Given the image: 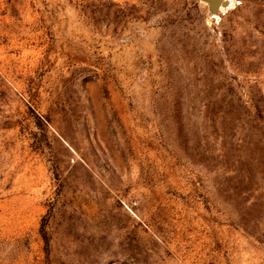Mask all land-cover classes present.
I'll return each instance as SVG.
<instances>
[{"label":"rangeland","instance_id":"374dc122","mask_svg":"<svg viewBox=\"0 0 264 264\" xmlns=\"http://www.w3.org/2000/svg\"><path fill=\"white\" fill-rule=\"evenodd\" d=\"M0 264H264V0H0Z\"/></svg>","mask_w":264,"mask_h":264},{"label":"water","instance_id":"95a60500","mask_svg":"<svg viewBox=\"0 0 264 264\" xmlns=\"http://www.w3.org/2000/svg\"><path fill=\"white\" fill-rule=\"evenodd\" d=\"M205 2H207L210 6L211 12L212 13H218L219 11H221L220 6H228L229 5V1L228 0H204Z\"/></svg>","mask_w":264,"mask_h":264},{"label":"bare ground","instance_id":"6f19581e","mask_svg":"<svg viewBox=\"0 0 264 264\" xmlns=\"http://www.w3.org/2000/svg\"><path fill=\"white\" fill-rule=\"evenodd\" d=\"M228 1L230 2L228 6H225V7L222 6V5L220 6V8H221L222 10H225V11H226L227 9L233 7L234 0H228ZM222 10H221V11H222Z\"/></svg>","mask_w":264,"mask_h":264}]
</instances>
